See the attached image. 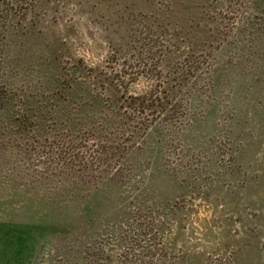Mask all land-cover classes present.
<instances>
[{"label":"rangeland","instance_id":"1","mask_svg":"<svg viewBox=\"0 0 264 264\" xmlns=\"http://www.w3.org/2000/svg\"><path fill=\"white\" fill-rule=\"evenodd\" d=\"M0 264H264V0H0Z\"/></svg>","mask_w":264,"mask_h":264}]
</instances>
